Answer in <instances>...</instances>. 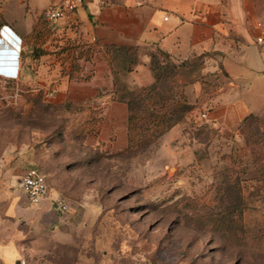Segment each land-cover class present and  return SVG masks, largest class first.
Returning <instances> with one entry per match:
<instances>
[{"label": "rangeland", "instance_id": "1", "mask_svg": "<svg viewBox=\"0 0 264 264\" xmlns=\"http://www.w3.org/2000/svg\"><path fill=\"white\" fill-rule=\"evenodd\" d=\"M159 61L161 96L185 113L160 109L159 96L135 105L134 146L90 153L88 164L69 160L79 146L63 137L85 108L55 104L34 74L31 84L0 76V199L19 189L24 165L71 201L59 232L17 238L1 223L26 264H264V169L253 155L264 149V116L232 130L205 122V100L187 94L199 63ZM54 129L60 138L43 135Z\"/></svg>", "mask_w": 264, "mask_h": 264}, {"label": "crops", "instance_id": "2", "mask_svg": "<svg viewBox=\"0 0 264 264\" xmlns=\"http://www.w3.org/2000/svg\"><path fill=\"white\" fill-rule=\"evenodd\" d=\"M49 2L0 0V31L4 27L6 33H0V42L8 47L1 50L0 58L6 57L1 62L18 60V67H0V76L31 84L34 74L55 104L84 107L87 117H68L63 126V136L80 146L79 153L127 151L129 95L154 84L155 54L167 55L182 71L199 63L187 94L192 104L205 100V122L232 130L247 117L264 116V56L256 44L264 25V0H85L32 38ZM27 170L24 165L17 170L18 184ZM59 199L71 208V201L50 185L39 205L20 187L12 188L0 199V225L9 221L17 238L41 229L59 232L69 212L57 208ZM5 235L0 228V261L20 264L19 243L6 241Z\"/></svg>", "mask_w": 264, "mask_h": 264}, {"label": "built area", "instance_id": "3", "mask_svg": "<svg viewBox=\"0 0 264 264\" xmlns=\"http://www.w3.org/2000/svg\"><path fill=\"white\" fill-rule=\"evenodd\" d=\"M84 2L85 0H50L43 14L44 19L48 23L54 24L81 8L84 5ZM260 28L261 32L256 38V44L260 47L264 56V25H260ZM3 29L4 27L1 29L0 33L3 36H6V33L3 32ZM7 33H9V37L12 39L14 38L13 34L8 31ZM12 51L15 53L12 57H19L18 51L16 52L15 49H12ZM7 67H18V60L15 58L12 59L8 63ZM202 117L205 118L206 115L203 114ZM19 187L33 205H39L49 193V185L47 183L46 176L36 168H30L24 173V175L19 180ZM56 206L62 213H66L69 209L68 203L62 199L56 201ZM20 264L26 263L22 259Z\"/></svg>", "mask_w": 264, "mask_h": 264}, {"label": "trees", "instance_id": "4", "mask_svg": "<svg viewBox=\"0 0 264 264\" xmlns=\"http://www.w3.org/2000/svg\"><path fill=\"white\" fill-rule=\"evenodd\" d=\"M46 24H49V23L44 19V22H41V24H39V28L34 31V33L31 35V37L32 38H37L38 35H39L38 34V31L40 33V30L43 27H45ZM37 52H38V50H35V54H37ZM41 53H43V51H41ZM160 57H162L163 60H165L167 62H170L169 61V57L167 55H165V54H155V55H152V64H151V67H152V70H153L154 76H155V82H154V84L151 87L146 88V89H144L142 91L131 92L130 95H129V99H128V106H129V111H130L129 125H128V131H129V148H130V146H134V143L136 142V138H135V136H136V124L134 122L137 119L135 118L136 116L134 115V106L135 105H137V104H139V105L145 104V101L150 102V99L155 100V98L159 96V99H158L159 101L158 102L161 101V104L159 105V108L160 109H165V110H168L169 109V110L172 111L173 114L174 113L175 114H177V113L183 114V113H185V110H186L185 108H187L185 104L177 103L175 101H174L173 104L168 105V104H166V101L161 96L162 95L161 88L159 87L160 86V76L157 73L158 67L161 65V63L159 61ZM141 92H144V94H140ZM178 117H180L178 120H181V118L183 116H178ZM250 118H254V117L253 116L247 117L243 122L248 121ZM243 122H241V124ZM50 137L53 138V139L60 138V132H58V129H54L52 131V134H51ZM63 137H61V138H63ZM45 142H47V141H45ZM61 142L62 143L63 142L65 143L66 141H61ZM73 149L76 150V156H74V158H69V160L70 159L73 160L75 162L74 164H76V163H78V164L79 163L80 164L81 163H83V164L84 163H87L88 164V163H91L92 162L91 159H90V154H88V157H87V154H81V153H79L80 150H81L80 149V146H79V148H76V149L73 147ZM88 152L89 153L97 154V152H93V151H88ZM253 153H254L253 155L255 156L256 164L259 165L258 167H259L260 170H263L264 169V149L255 151ZM71 165L72 164H69L68 166H71ZM32 168H35V167H32Z\"/></svg>", "mask_w": 264, "mask_h": 264}, {"label": "water", "instance_id": "5", "mask_svg": "<svg viewBox=\"0 0 264 264\" xmlns=\"http://www.w3.org/2000/svg\"><path fill=\"white\" fill-rule=\"evenodd\" d=\"M1 45H2V43L0 42V56L3 55V54H2V51H1L2 49H5V50L8 49V47H6V46H4V47L2 48ZM9 50H10V52L13 53L12 49H9ZM4 58H6V57H4ZM4 58H2V57L0 58V67H1V68H2V67H3V68L6 67L5 64L9 63V62L12 60V59H11L9 62L7 61L6 63H5V62L2 63V62L4 61ZM1 61H2V62H1Z\"/></svg>", "mask_w": 264, "mask_h": 264}]
</instances>
